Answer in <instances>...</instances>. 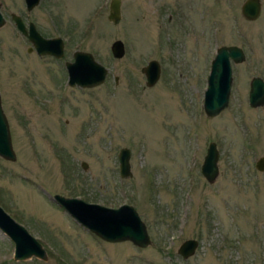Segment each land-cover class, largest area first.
Here are the masks:
<instances>
[{
	"label": "rangeland",
	"instance_id": "obj_1",
	"mask_svg": "<svg viewBox=\"0 0 264 264\" xmlns=\"http://www.w3.org/2000/svg\"><path fill=\"white\" fill-rule=\"evenodd\" d=\"M242 1L120 0L113 24L109 0H40L30 11L23 0H0V102L15 154L0 158V206L47 255L15 261L0 232V264H264V169L254 167L264 157V104L247 103L250 78L264 81V0L254 21L240 15ZM10 13L60 37L63 56L27 51ZM115 39L124 45L119 59L109 51ZM220 45L240 47L245 60L232 64L227 106L208 117L202 95ZM75 49L107 68L100 85H66L63 63ZM150 59L160 75L146 87L140 68ZM209 141L218 151L211 183L200 173ZM53 194L131 205L150 243L98 239ZM189 238L198 245L183 260L176 249Z\"/></svg>",
	"mask_w": 264,
	"mask_h": 264
},
{
	"label": "water",
	"instance_id": "obj_2",
	"mask_svg": "<svg viewBox=\"0 0 264 264\" xmlns=\"http://www.w3.org/2000/svg\"><path fill=\"white\" fill-rule=\"evenodd\" d=\"M23 2L25 10L30 11L39 3V0H23ZM240 12L247 20L255 19L260 12L259 0H245L241 4ZM9 17L15 28L31 44L27 47V51L34 49L38 56L49 55L54 58H60L63 55V41L60 37H44L36 30L32 22H28L25 26L18 15L10 13ZM106 18L113 24L120 19V0H109ZM4 23L5 18L0 12V27ZM109 51L113 58L119 59L124 54V45L119 39H115L110 43ZM71 57L72 61L64 63L67 73L66 84L68 86L92 88L104 81L107 68L99 63L90 52L74 50ZM244 58L243 50L236 45H220L215 48L202 95V109L206 116H216L227 106L232 82L231 63H241ZM140 72L144 76V85L151 87L159 78L160 64L157 60L150 59L140 68ZM247 103L252 108L264 104V81L258 76L251 77L248 82ZM0 158L7 161L15 160L8 123L1 102ZM217 159L216 144L209 141L200 165V173L208 183L213 182L217 176ZM117 165L119 177L126 178L130 176L129 151L126 147L119 149ZM80 166L83 169L86 168L84 162ZM254 167L256 170L262 171L264 169V157H258L255 160ZM51 199L78 225L104 242L128 241L139 248H144L150 243L145 224L129 204H120L112 208L86 202L78 197H65L60 194H53ZM0 232L12 242L13 260L22 261L32 257L46 260V251L41 243L22 224L5 212L1 206ZM197 245L196 239H185L178 245L176 253L185 260L195 252Z\"/></svg>",
	"mask_w": 264,
	"mask_h": 264
},
{
	"label": "flooded vegetation",
	"instance_id": "obj_3",
	"mask_svg": "<svg viewBox=\"0 0 264 264\" xmlns=\"http://www.w3.org/2000/svg\"><path fill=\"white\" fill-rule=\"evenodd\" d=\"M244 1H245V0H243L242 3H243ZM242 3H241V4H242ZM259 4H260V9H261V1H260V0H259ZM240 8H241V5H240ZM239 11H240V10H239ZM259 13H260V12H259ZM240 15H241V12H240ZM241 16H242V15H241ZM258 16H259V14H258ZM258 16H257V17H258ZM257 17H256L255 19H257ZM242 18H243L244 20H246V21H254V20H255V19H253V20H247V19H245L243 16H242ZM63 49H64V44H63ZM73 51H74V50H73ZM73 51H72V52H73ZM62 56H63V55H62ZM62 56H61V57H62ZM71 56H72V53H71ZM244 56H245V54H244ZM61 57H60V58H61ZM56 59H58V58H56ZM244 60H245V58H244ZM244 60H243V61H244ZM70 61H72V57H71V60H70ZM243 61H242V62H243ZM65 62H67V61H65ZM65 62H64V63H65ZM64 63H63V65H64ZM236 64H239V63H236ZM231 67H232V63H231ZM64 68H65V67H64ZM65 70H66V69H65ZM66 78H67V73H66Z\"/></svg>",
	"mask_w": 264,
	"mask_h": 264
}]
</instances>
